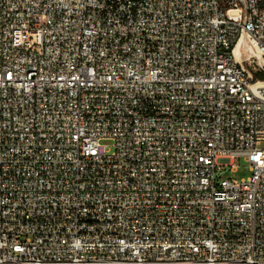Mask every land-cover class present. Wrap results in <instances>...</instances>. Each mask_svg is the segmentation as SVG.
Segmentation results:
<instances>
[{
  "label": "built area",
  "instance_id": "1",
  "mask_svg": "<svg viewBox=\"0 0 264 264\" xmlns=\"http://www.w3.org/2000/svg\"><path fill=\"white\" fill-rule=\"evenodd\" d=\"M257 72L264 0H0V264H264Z\"/></svg>",
  "mask_w": 264,
  "mask_h": 264
},
{
  "label": "rangeland",
  "instance_id": "2",
  "mask_svg": "<svg viewBox=\"0 0 264 264\" xmlns=\"http://www.w3.org/2000/svg\"><path fill=\"white\" fill-rule=\"evenodd\" d=\"M259 73V72H257ZM264 73V72H263ZM261 148H264V142L260 146ZM251 174L249 164L245 163L244 161L239 162V167L235 172L230 171L229 169L222 174L223 178H235V179H241L248 177Z\"/></svg>",
  "mask_w": 264,
  "mask_h": 264
},
{
  "label": "trees",
  "instance_id": "3",
  "mask_svg": "<svg viewBox=\"0 0 264 264\" xmlns=\"http://www.w3.org/2000/svg\"><path fill=\"white\" fill-rule=\"evenodd\" d=\"M255 77H256L257 79L264 80V73H263V72L256 73V74H255Z\"/></svg>",
  "mask_w": 264,
  "mask_h": 264
}]
</instances>
